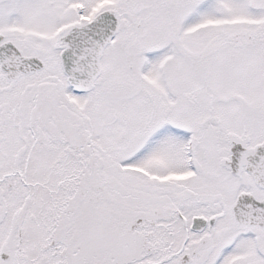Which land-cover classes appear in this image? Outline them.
<instances>
[{"label":"snow or ice","instance_id":"obj_1","mask_svg":"<svg viewBox=\"0 0 264 264\" xmlns=\"http://www.w3.org/2000/svg\"><path fill=\"white\" fill-rule=\"evenodd\" d=\"M0 264H264V0H0Z\"/></svg>","mask_w":264,"mask_h":264}]
</instances>
